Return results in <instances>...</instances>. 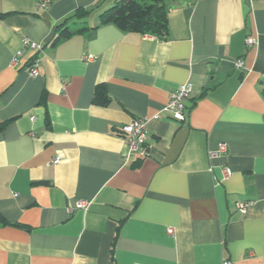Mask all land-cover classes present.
<instances>
[{
    "label": "crops",
    "instance_id": "obj_1",
    "mask_svg": "<svg viewBox=\"0 0 264 264\" xmlns=\"http://www.w3.org/2000/svg\"><path fill=\"white\" fill-rule=\"evenodd\" d=\"M49 1L0 0V264H264V0H166L165 39L101 24L116 0Z\"/></svg>",
    "mask_w": 264,
    "mask_h": 264
},
{
    "label": "trees",
    "instance_id": "obj_2",
    "mask_svg": "<svg viewBox=\"0 0 264 264\" xmlns=\"http://www.w3.org/2000/svg\"><path fill=\"white\" fill-rule=\"evenodd\" d=\"M166 0H116L115 3L100 15L101 24H115L124 32L151 34L165 39L169 35ZM91 13L89 9H79L75 13L79 18H86ZM87 28L84 26L81 30ZM75 32L63 25L59 34L52 41L56 43L69 38ZM264 94V90H263ZM109 95L104 85H98L95 90L94 103L106 105ZM7 219L0 213V224H7Z\"/></svg>",
    "mask_w": 264,
    "mask_h": 264
},
{
    "label": "built area",
    "instance_id": "obj_3",
    "mask_svg": "<svg viewBox=\"0 0 264 264\" xmlns=\"http://www.w3.org/2000/svg\"><path fill=\"white\" fill-rule=\"evenodd\" d=\"M49 0H43L41 3L42 7H47ZM246 43L248 46H252L255 44V40L248 36L246 38ZM32 50L33 52H38L42 49V45L31 41L28 38L23 39V46L20 50H18L13 58L12 65L18 66L20 58L23 56L25 50ZM94 56L92 54L88 55V59H93ZM238 68L243 66V61L241 59L237 60L236 63ZM29 73L32 76H38L40 74V62L39 59L34 58L31 65L28 67ZM193 84L190 82H186L181 84L177 89H175L171 94V99L168 105L165 108V111L170 114L172 118L178 121H182L186 118L187 113V99L191 97L193 93ZM124 139L127 142L128 150L127 157H134L140 152H143L144 146L147 143L148 139V130H147V122L144 117H136L129 124H126L122 128ZM226 145L221 144L219 148V152H225ZM218 152H213V155H217ZM62 160L61 156H56L53 160V163H59ZM232 174V170L230 167H225L223 169V177L228 178ZM87 206L85 201H78L76 207L85 208ZM245 203H238V208L243 210L245 208ZM172 232V229L169 230ZM223 264H232L230 260H225Z\"/></svg>",
    "mask_w": 264,
    "mask_h": 264
}]
</instances>
